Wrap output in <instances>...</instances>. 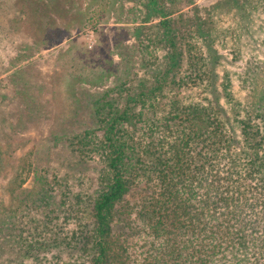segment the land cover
Segmentation results:
<instances>
[{"label": "trees", "instance_id": "1", "mask_svg": "<svg viewBox=\"0 0 264 264\" xmlns=\"http://www.w3.org/2000/svg\"><path fill=\"white\" fill-rule=\"evenodd\" d=\"M134 2L144 70L91 100L90 125L55 134L57 160L10 157L0 264H264V83L247 70L241 99L217 69L219 48L264 43L255 0L192 17L175 16L180 0Z\"/></svg>", "mask_w": 264, "mask_h": 264}, {"label": "rangeland", "instance_id": "2", "mask_svg": "<svg viewBox=\"0 0 264 264\" xmlns=\"http://www.w3.org/2000/svg\"><path fill=\"white\" fill-rule=\"evenodd\" d=\"M223 1L180 0L175 16L206 14L205 9ZM108 2L0 0V147L7 150V169L0 171V197L9 194L11 158L19 161L26 155L35 163L57 160L56 153L64 148L55 143V134L71 132L79 124L81 128L90 125L94 113L91 100L144 70L133 45L136 32L128 33L135 26L131 22L134 0ZM231 2L235 12L242 14L238 0ZM254 3L250 31L264 36L256 14L262 1ZM224 4L223 8L227 2ZM236 13L237 21H242L243 16ZM246 39L248 45L253 44L251 36ZM218 53L217 69L221 75L224 69L230 71L235 96L248 97L241 81L247 70L260 75L264 83L261 39L241 58L234 59L230 49L219 48ZM23 178V187L32 188L35 173Z\"/></svg>", "mask_w": 264, "mask_h": 264}]
</instances>
